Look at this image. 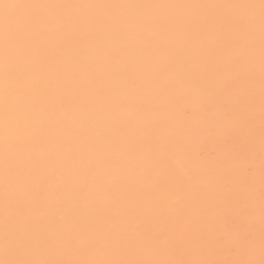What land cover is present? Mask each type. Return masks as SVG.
I'll use <instances>...</instances> for the list:
<instances>
[{
  "label": "snow or ice",
  "instance_id": "6c2138e0",
  "mask_svg": "<svg viewBox=\"0 0 264 264\" xmlns=\"http://www.w3.org/2000/svg\"><path fill=\"white\" fill-rule=\"evenodd\" d=\"M120 9L131 10L132 14L111 11ZM162 9L177 10V14H157ZM77 10L97 12L84 15L77 14ZM215 10L244 11L217 15ZM53 32L63 40L72 70L56 68L60 83L50 92L46 81L34 73L38 44ZM208 39L215 42L219 58L204 63L202 70L200 65H194L182 74L178 94L190 92L206 97V107L226 98L220 113L226 121L233 119L232 108L239 105L248 134L247 146L252 152L258 89V205L254 162L246 169L247 188L241 194L248 233L242 235L233 230L227 236L202 243L209 257L227 253L231 259L113 258L140 248L162 255L177 249V241L166 231H121L119 207L111 212L110 229L101 224L65 229L63 225L72 216L93 207V202L81 193L103 187L109 182L107 174L120 166L121 157L141 146L150 154L149 167L134 157L127 162L142 172L166 167L174 152L163 142L117 137L111 127L102 126L117 115L125 86L141 92L136 107L143 109L144 85L131 70L137 53L154 66L171 67L177 51L173 42L190 47ZM162 59L166 63L162 64ZM47 67L53 70L52 66ZM0 120L4 200L0 264H264V0L233 4L0 0ZM49 128L58 130L60 135L49 137ZM207 131L215 135V124L210 122ZM66 195L67 203L57 207ZM257 221L258 237L252 234ZM77 253H91L96 258H57Z\"/></svg>",
  "mask_w": 264,
  "mask_h": 264
},
{
  "label": "bare ground",
  "instance_id": "6f19581e",
  "mask_svg": "<svg viewBox=\"0 0 264 264\" xmlns=\"http://www.w3.org/2000/svg\"><path fill=\"white\" fill-rule=\"evenodd\" d=\"M15 2V0H9ZM25 3H67V4H233L259 3V0H20ZM113 14L130 15L131 10H111ZM244 10H215V14ZM97 10H77V14L93 15ZM160 15H176L177 10H158ZM171 67L160 68L137 53L131 61V70L141 78L145 93L143 109L136 107L141 92L135 87L125 86L117 115L102 126L111 127L117 137L130 136L149 142H163L171 147L173 158L166 167L142 172L127 161L134 157L145 168L150 156L141 146L137 151L121 157L120 166L110 171L109 181L99 189L85 190L93 207L72 216L63 226L65 229L88 228L101 224L106 229L113 227L111 212L122 210L119 229L128 233L158 234L166 231L177 241V249L162 255L149 248H140L134 253L121 252L113 258L131 259H231L227 253L208 256L202 246L204 241H214L220 235L227 236L233 230L247 235L248 225L245 201L241 195L247 188L246 169L255 163L256 192L259 201V93L257 89V120L254 151L248 149V134L243 125L242 108L237 105L233 119L224 120L226 98L213 101L205 106L206 97L193 93L178 94L182 74L194 65H200L219 58V50L211 39L190 47L178 46ZM69 52L56 32L49 39L39 42L36 52L35 76L47 83L48 91H55L60 81L56 68L72 70L67 63ZM166 63V60H161ZM48 65L53 70H49ZM258 72V35H257ZM175 84V87L170 85ZM231 107V106H230ZM217 129L215 135L207 131L209 123ZM3 128L0 120V139ZM60 135L58 130L49 128L48 136ZM226 141V143H225ZM47 144V140L45 141ZM51 150V146H50ZM60 182V178H56ZM69 196L57 202V207L66 204ZM3 167L0 147V235L3 232ZM68 209H65L67 212ZM259 235V223L252 233ZM52 235V232H49ZM55 238V237H54ZM57 258H96L91 253L65 254ZM256 258L259 259L257 250Z\"/></svg>",
  "mask_w": 264,
  "mask_h": 264
}]
</instances>
